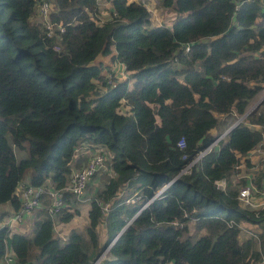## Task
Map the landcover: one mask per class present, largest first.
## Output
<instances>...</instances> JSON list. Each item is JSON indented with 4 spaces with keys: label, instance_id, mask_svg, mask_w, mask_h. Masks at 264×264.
<instances>
[{
    "label": "trees",
    "instance_id": "1",
    "mask_svg": "<svg viewBox=\"0 0 264 264\" xmlns=\"http://www.w3.org/2000/svg\"><path fill=\"white\" fill-rule=\"evenodd\" d=\"M40 1L0 0V206L20 208L28 170L31 185L64 188L82 143L104 152L112 175L90 195L86 228L64 241L55 227L80 213L68 191L55 217L43 197L30 233L0 228V264L6 246L17 264H92L119 232L97 264H257L264 209L242 205L248 179L231 178L244 164L261 184L264 159L253 169L247 154L264 151V99L181 172L264 91V0H157L177 18L156 27L141 3L104 0L111 16L98 22V0H48L64 28L52 36ZM105 56L129 76L108 82ZM241 222L261 232L240 239Z\"/></svg>",
    "mask_w": 264,
    "mask_h": 264
},
{
    "label": "built area",
    "instance_id": "2",
    "mask_svg": "<svg viewBox=\"0 0 264 264\" xmlns=\"http://www.w3.org/2000/svg\"><path fill=\"white\" fill-rule=\"evenodd\" d=\"M143 3L145 0H141ZM152 2V0H149ZM51 3L47 0H41L38 9L37 15L39 20L42 22L47 36H52L58 31L59 33L64 31V28L60 24H56L50 21V11ZM55 49H58L57 47ZM189 48L185 47V51ZM121 69L123 72L125 68L122 66ZM122 72V73H123ZM223 135L217 137L212 143H210L206 148L199 151L196 157L188 163L186 168L182 170L181 173L187 172V170L195 164L202 156L208 153L212 147L217 145V142L222 138ZM261 144H264L261 143ZM255 149L262 151L261 147L258 146ZM77 154H82L83 161L81 165L77 168L71 165V172L66 186L62 189H55L50 186H33L30 183H24L23 180L18 184L16 191L18 190L19 199L21 202L20 208L13 212L1 225L0 228L6 227L10 234L17 233L19 228L24 224L25 219L29 216H32L37 210L42 208V200L45 196L48 199L47 211L53 217L59 213L60 210L65 206L64 200V191L70 192L74 198L80 202L87 203L86 199V189L91 179L100 172L108 169L106 163V157L104 152L100 148H96L88 143H82L74 149L73 159ZM72 159V161H73ZM71 161V163H72ZM244 164H239L236 166L238 170ZM242 178H247L248 181L245 185H241L238 190V200L247 208L263 210L264 209V175L261 180L260 186L255 185L253 182V177L250 174L244 175L243 173L237 175L238 182ZM175 180L172 179V181ZM170 181L169 183H171ZM234 182V183H236ZM168 183V184H169ZM216 186L218 189H224L226 186V180L221 179L216 181ZM165 186L159 189L152 198L158 196ZM256 196H259L261 199L256 201ZM138 198L136 196L131 197L127 202H135ZM150 201H145L142 207L147 206ZM240 228V224H239ZM56 233V227L54 229ZM61 241L65 240V235L59 234ZM257 237V236H256ZM2 264H17L15 260V254L9 246L5 247V253L3 255ZM257 264H264V253L261 260Z\"/></svg>",
    "mask_w": 264,
    "mask_h": 264
},
{
    "label": "rangeland",
    "instance_id": "3",
    "mask_svg": "<svg viewBox=\"0 0 264 264\" xmlns=\"http://www.w3.org/2000/svg\"><path fill=\"white\" fill-rule=\"evenodd\" d=\"M128 2H137V3H141L145 6L146 10L149 12V18L148 19H149L151 26H155V27L161 26V25L170 26L177 18V13L173 9H167V8L161 7L157 0H152V2L149 0H145L144 3L141 0H128ZM98 4H99V14L96 17V19L98 22H103V21L109 19L111 16V5L107 1H104V0H98ZM36 13H37V11H36ZM37 18H38V16H37ZM97 62L102 63L103 68H104L102 73L108 79V82L112 83L113 85L115 84V82H117V80L124 79V78L129 76V73L123 72V70L121 69V66L119 67L116 62L112 61L110 56L100 57L97 59ZM263 93H264V91L262 92V94ZM255 101H257V100H253L250 102L248 109L253 106ZM129 109L130 108L128 105L122 104L119 108V112L127 113V112H129ZM241 117L242 116H240L239 119ZM222 134L218 135L217 137H220ZM105 153H106V155H108V152L105 151ZM16 154L18 157L24 156V153L18 151L17 149H16ZM75 168H77V167H75ZM111 175H112V172L108 169L100 172L99 174H96L91 179L90 183L88 184L89 186H87L86 195H85L86 199L88 200L90 198L91 194L93 195L95 192H98L102 188L105 180L107 178H109ZM30 176H31V172L28 170L25 173L24 179L28 180ZM84 204H86L85 209L86 208L88 209V207H87V206H89L88 203L79 202L75 205V207H77L79 209L80 213H78L76 216H74V220L71 222V224H69V226H65L64 229H67V227L69 229L75 227L76 229L83 231L86 228L87 217H85L83 219L82 215H81L82 210L84 209ZM29 219H30V217H28L26 219V221ZM26 221L24 222V224L22 226L25 225L28 227V229L30 228V230H31L32 225H33V220L31 219L28 222H26ZM69 229H67V231ZM59 234L66 235V234L62 233L61 231H59V225H57L56 226V235L59 236Z\"/></svg>",
    "mask_w": 264,
    "mask_h": 264
},
{
    "label": "crops",
    "instance_id": "4",
    "mask_svg": "<svg viewBox=\"0 0 264 264\" xmlns=\"http://www.w3.org/2000/svg\"><path fill=\"white\" fill-rule=\"evenodd\" d=\"M264 94V93H263ZM262 94V95H263ZM261 95V96H262ZM261 96H259L256 100L258 101V99L261 97ZM257 101H255V103L257 102ZM254 103V104H255ZM253 104V105H254ZM253 107V106H252ZM250 109V108H249ZM248 109V110H249ZM247 110V111H248ZM239 119V117L237 118V120ZM235 123V122H234ZM234 123H232L231 125H233ZM230 125V126H231ZM229 126V127H230ZM223 137V136H222ZM263 142H264V139H263ZM262 142V143H263ZM258 147V146H257ZM247 158L249 159V161H250V163L253 165L252 166V168L253 169H256L257 167H258V164H259V162L260 161H262V159H264V151L262 152V151H259V150H257V149H253V150H251L248 154H247ZM83 161V157H82V154H77L75 157H74V159H73V161H72V166L73 167H79L80 165H81V162ZM262 163H264V161L262 162ZM263 167H264V165H263ZM241 173H243L244 175H247V174H249L248 173V171L246 170V168H244V166H241L238 170H237V172H235L233 175H232V181L233 182H236L237 181V175L238 174H241ZM23 182L24 183H28L29 184V179L27 180V179H23ZM16 193H17V195H19V193H18V190L16 191ZM261 198L259 197V196H256V198H255V200L256 201H259ZM85 205L86 204H84V209L82 210V213H81V215H82V218L84 219L85 217H87V208L85 209ZM88 207V206H87ZM85 210V211H84ZM5 212H8V216L5 218V220L13 213L12 211H11V208H10V204L7 202V203H5V204H3V205H1L0 206V213H5ZM30 217V219L29 220H34V214L32 215V216H29ZM28 218V217H27ZM26 218V219H27ZM26 219H25V221H26ZM4 220V221H5ZM29 220H27L26 222H28ZM74 220V219H73ZM72 220V221H73ZM4 221L2 222V224L4 223ZM71 221V222H72ZM71 222H69V223H67V224H61V223H59L58 225H59V231H61L62 233H64V234H66L67 233V229H69L68 227H67V229H64L65 228V226H69V224H71ZM2 224H0V227H1V225ZM32 227H33V225H32ZM75 228V227H74ZM31 230H30V228L28 229V227L27 226H21L20 228H19V230H18V232H21V233H29ZM261 232V228L260 227H258V226H256V225H254V224H250V223H248V222H241L240 223V235H239V237H240V239L241 238H246V237H248V236H252V237H256L259 233ZM102 237H103V231H102V229H100V239H102ZM104 238V237H103ZM258 245H259V243H258Z\"/></svg>",
    "mask_w": 264,
    "mask_h": 264
},
{
    "label": "water",
    "instance_id": "5",
    "mask_svg": "<svg viewBox=\"0 0 264 264\" xmlns=\"http://www.w3.org/2000/svg\"><path fill=\"white\" fill-rule=\"evenodd\" d=\"M264 99V94L258 99V101L253 105V107H251L248 111H246V113H244V115H242V117L237 120L233 125H231L222 135L224 136L225 134H227L234 126H236L240 121H242L244 119L245 116H247V114L253 110L262 100ZM144 207H141L137 214L143 209ZM131 220L128 221V224H130ZM121 232H119L116 237L100 252V254L98 255V257L94 260V262L92 264H97L100 259L104 256V254L108 251V249L110 248V246L115 242V240L118 238V236L120 235Z\"/></svg>",
    "mask_w": 264,
    "mask_h": 264
}]
</instances>
